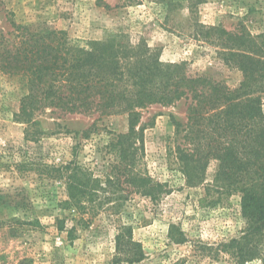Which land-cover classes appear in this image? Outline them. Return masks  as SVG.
Listing matches in <instances>:
<instances>
[{"label":"rangeland","instance_id":"obj_1","mask_svg":"<svg viewBox=\"0 0 264 264\" xmlns=\"http://www.w3.org/2000/svg\"><path fill=\"white\" fill-rule=\"evenodd\" d=\"M11 21L35 32L66 31L80 42L101 41L113 33L140 36L163 62L186 63L191 74L235 89L243 82V73L227 66L218 49L197 37L196 31L200 26L229 31L245 26L261 42L264 0H202L197 5L193 0H0V34L13 30ZM27 93L26 77L0 71V264H118L116 236L124 225L133 228L134 239L144 248L142 264L223 263L203 247L241 235L245 223L240 196L214 206L209 199L202 202L205 188L188 187L167 156L176 132L174 122H187L189 100L149 106L142 110L139 125L144 129L145 155L136 168L167 183L171 193L157 201L132 194L119 214L104 210L89 224L79 223L71 241L54 227L63 215L58 204L65 186L50 178L48 167L76 158L100 171L108 161L102 149L113 137L109 132L126 133L128 116L100 118L99 134L85 139L83 133L99 119L98 114H53L48 109L33 116L34 124L28 123L20 115ZM216 170L213 161L207 182L213 181ZM66 225L70 230L74 224ZM173 225L175 234L186 235L185 243L170 239Z\"/></svg>","mask_w":264,"mask_h":264},{"label":"trees","instance_id":"obj_2","mask_svg":"<svg viewBox=\"0 0 264 264\" xmlns=\"http://www.w3.org/2000/svg\"><path fill=\"white\" fill-rule=\"evenodd\" d=\"M11 26V32L0 34V71L27 78L28 93L20 111L25 121L34 124L33 116L48 109L53 114H98L83 133L89 139L99 134L100 118L128 116L126 133L109 132L113 137L102 149L108 161L100 171L76 158L48 167L50 178L65 186L56 230L72 241L79 223L89 224L104 210L119 214L132 194L157 201L171 193L167 183L136 168L145 155L144 129L139 125L142 110L149 106H171L186 99L187 122H174L168 159L188 187L205 188L202 202L209 199L214 206L239 195L245 223L239 237L203 249L221 264H264V40L259 42L245 26L233 31L200 26L196 31L218 49L227 66L243 73V82L231 89L208 76L191 74L186 63L163 62L140 36L113 33L101 41L80 42L66 31L35 32L14 21ZM213 161L217 170L210 183L207 171ZM68 221L74 224L70 230ZM174 230L175 225L170 239L185 243L186 235ZM116 251L118 264H142L146 259L129 225L119 228Z\"/></svg>","mask_w":264,"mask_h":264}]
</instances>
